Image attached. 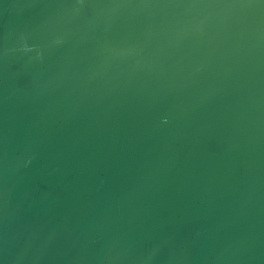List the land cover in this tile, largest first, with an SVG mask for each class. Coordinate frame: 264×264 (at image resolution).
Returning a JSON list of instances; mask_svg holds the SVG:
<instances>
[{
    "label": "water",
    "instance_id": "1",
    "mask_svg": "<svg viewBox=\"0 0 264 264\" xmlns=\"http://www.w3.org/2000/svg\"><path fill=\"white\" fill-rule=\"evenodd\" d=\"M0 264H264V0H0Z\"/></svg>",
    "mask_w": 264,
    "mask_h": 264
}]
</instances>
